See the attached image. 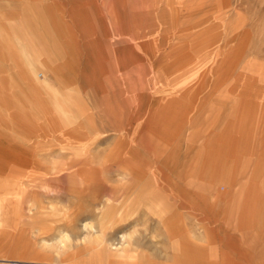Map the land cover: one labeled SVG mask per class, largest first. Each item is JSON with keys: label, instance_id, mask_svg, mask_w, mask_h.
I'll return each mask as SVG.
<instances>
[{"label": "crops", "instance_id": "obj_1", "mask_svg": "<svg viewBox=\"0 0 264 264\" xmlns=\"http://www.w3.org/2000/svg\"><path fill=\"white\" fill-rule=\"evenodd\" d=\"M62 1L54 0L52 5L49 4L42 10L41 0H0V93L7 98L6 102L0 104V111L1 113L5 111L14 132L20 128L19 126L24 120L26 124H30L31 121L29 120L34 112L45 119H47L48 114L57 118L56 124L62 130L66 142L70 138L68 131L75 125L81 128L78 133L80 136L85 131H93L96 134L97 129L102 126L96 134L97 138L94 139V143L93 138L89 137L92 145L95 143L102 147L107 145L104 148H96L92 152L94 162L90 165L92 170L91 181H101L98 173L101 171L107 172L113 167L122 168L125 174L127 172L136 173L134 178H137V180L128 181V188L126 189V186L124 188L126 195L140 200H152L159 204L161 208L158 215L162 218L165 229L169 233H176L185 228L180 219L175 216L173 219H170L172 216L163 219L165 214L172 213L179 206H182L180 203H183L184 207H189L190 212L193 211L199 217H197L199 226L202 227L206 238L212 243H215L216 235L211 228L207 230L203 228V220L200 218L202 208L206 206L208 208L207 214L211 212L213 215H217L216 207L212 204L211 207L208 203L209 194L216 201L222 196L221 189H224L223 187H227L228 184L238 180L239 183L227 187V189L231 188L233 191L228 192L229 194L226 192L225 196L223 195L226 198L229 195V199L233 203L230 205L231 211L229 209L228 217L222 220L227 226H232L235 229V234H232V237L237 238V252L235 256H221V260L230 264H264V86L262 102H260V94L254 95L253 88H255V85L253 84L249 87L240 86L239 84L238 87L234 85L231 87L233 94L231 118L226 119L224 128L222 131H218L219 136L215 139L214 150L209 146V154L205 156L207 160L213 158L214 164H209L207 160H204V165H211V167L205 170L202 169L201 173L197 174L196 166L199 165H193L191 160V163L184 170L181 168L174 173H180V175L184 173L183 182H174V174L172 176L170 173H173L172 169L173 171L176 169V164L169 163L167 166L161 165L157 168L151 163L153 162L151 158L155 154L146 155L141 147V145L143 147L144 145L149 146L155 139L158 140L159 136L163 135L168 127L156 128L155 133L152 134L153 137L150 132H144L142 140L131 143L135 138L132 137L133 134L129 136L128 124L132 122L139 124L142 121V117H140L138 123V118L134 120L131 116L132 112L127 111L128 107L132 108L134 105L133 110H135L133 113H136V109L141 108L139 106L141 99L133 98L134 94L131 92L138 93V91L142 92L143 90L151 92V90L158 87L160 89L155 94L150 95L147 93L145 95L154 99V101H158L160 106V93L185 94V97L191 99L193 104L195 100H198L195 101V104L198 103L202 106L199 114L204 119L207 89L198 82L205 76V71L210 67L209 63L215 61V59L220 60L218 57L222 47H218L217 51H219L215 57H213V54L205 53L211 57V61L207 62L208 65H206V62L204 63L205 54L202 53L203 49L205 51L206 42L201 43L206 39L200 41L203 37L189 35L172 38L173 40L158 37L159 40L157 38L158 29L155 31L146 23H144L145 25L143 23H139L137 26L130 25L126 16L123 15L122 17L120 12L115 16L114 21L112 15H110L109 23L111 26L106 25V27H103L100 24L98 26L92 19L101 20L102 17L92 15L93 12L96 14L97 2L94 0H88L86 3L83 0H72L76 10L73 6L70 14L63 15V9L61 8V15L57 18L52 17V6L61 4L60 7H63L64 1ZM80 4H83L82 10L77 9ZM85 10L89 13H86ZM86 15L88 16L87 21H89L88 32L82 30L86 25L81 19L86 20ZM107 19L108 17L105 18V23L108 22ZM16 20H18L17 27L15 26ZM145 27H147L146 32H144ZM177 28H180V26ZM64 37L66 39H63ZM189 38L192 39L189 40ZM16 41L19 43L18 50L15 47ZM229 42L234 43V40ZM161 44L165 45L162 50L174 48L175 54L171 56L160 55L158 45ZM195 46H199L202 52L193 51ZM55 56H57V59ZM75 57L77 60L83 57L87 61L85 67L78 73L79 81L72 80L69 77V69L74 64L73 60L76 62ZM147 59H152L151 65L143 63ZM39 65L53 73L56 84L55 89L46 84L38 87L37 76L34 72ZM130 75L131 78H129ZM181 76H183L182 82L180 81ZM77 81L78 86L76 85ZM193 93L199 94L197 99L192 97L191 94ZM247 93L251 97L246 98ZM129 95L130 98L128 99ZM185 97L183 106L187 110L186 104L189 102L186 101ZM127 100L132 103L131 106ZM173 101L174 106L170 109L171 114H175V109L183 107L179 106L182 105L179 104V101ZM159 113H161L160 109L159 112L155 111L154 113V116L157 114L155 116L156 122H162L161 118H164ZM175 119L177 118H168L166 123L170 125V123L176 121ZM190 121L191 132H193L191 133L192 137L189 136V140H193V137L201 133V138L205 139V132L209 131L208 124H203V121L200 122L197 115L192 117ZM224 121L222 119L220 123ZM196 125L197 127H195ZM115 131L118 132L112 135L114 141L111 139L110 143H106L109 136L107 134ZM211 132L213 133V129H211ZM168 133L171 137L172 132ZM161 137L164 139V136ZM212 137L214 136L212 135ZM6 140L10 141L12 138ZM66 142L65 146L60 148L61 155L63 157L68 156L71 162L75 163V160L78 161L79 156L83 155L80 154V146L68 147ZM131 145H136L135 152L128 155ZM202 145V143H199L198 149L192 147L189 155L191 157L199 156ZM17 147L18 145L13 141L7 147L10 151L0 154V163L7 164L10 167L8 173L0 176V245L12 246L15 248L14 252L26 255L34 251L37 242L35 238H33L34 240L28 239L25 236L28 234L25 232L17 231L18 226L14 220L25 218L23 215L25 188L22 184L29 185L33 182L35 175L27 170L31 165H34V161L32 160V154L14 152ZM118 149L120 153L123 149L122 158H124L125 164H123V160L116 161V163L111 162L112 151ZM176 150H173L175 156L180 154V149ZM133 155L136 163L131 166L128 165L127 160L129 156L132 157ZM253 156H256V160L255 165L251 168ZM140 161L143 164H140ZM110 163L114 165L110 166ZM188 167L191 168L190 174L194 173L190 176L191 181L186 180L189 176L187 175L189 173L187 171ZM181 170L183 171L181 172ZM146 171L157 173L155 174L157 179L155 178V182L148 187V194L140 196L139 190H142L144 186L138 179ZM159 173L165 174L170 181L161 182L158 179ZM83 174L78 172L76 177L83 179L86 183L89 177ZM196 174L201 175L196 176ZM181 177L183 176L181 175ZM179 184L182 185L183 191L176 190L179 188L177 186ZM160 188L163 189L162 196L154 197L156 189ZM191 189L199 190V203L197 197L194 196L195 194L192 195ZM237 189L242 191H237ZM103 190L100 187L96 188V198L101 197V194L98 193L103 192ZM165 190L167 196L164 195ZM19 192V196L16 197V193ZM16 198L19 200L16 201ZM201 205H203L202 208ZM91 211H89L90 213H84L86 217H83L82 213H78L79 215L72 225L77 226L84 220H90ZM232 212L235 213L234 217H231ZM37 213H40L39 208H37L35 214L37 215ZM207 214L206 216H208ZM13 226L15 232L9 233L8 229H12ZM73 226L72 236L81 238V236L89 235L88 232L84 233L85 231L75 229ZM183 233L174 237L175 240L171 244L175 248H187V242L181 236ZM242 237H245L246 240L241 241L243 240ZM240 244L245 246L244 256L240 255Z\"/></svg>", "mask_w": 264, "mask_h": 264}, {"label": "rangeland", "instance_id": "obj_2", "mask_svg": "<svg viewBox=\"0 0 264 264\" xmlns=\"http://www.w3.org/2000/svg\"><path fill=\"white\" fill-rule=\"evenodd\" d=\"M53 1L41 0L43 5L41 6L42 10L43 8L45 9V6L52 5ZM63 1V7H60L62 6L61 4L52 6V17L57 18L61 15V8L63 9V15H66V13L70 14L73 6L74 10H76L72 0ZM83 1L86 3L88 0ZM94 1L97 2L96 14L93 12L92 15L102 18L101 20H92L96 22V25L100 24L103 27H106V25L111 26L109 23L110 15H112V20L114 21L115 16L120 12L122 17L123 15L126 16L130 25L137 26L139 23H147L155 31L158 29L157 37L171 39L189 35L203 37L200 41L206 39V41H202L201 43L206 42V47L213 50V52L211 50L208 52V54H213V57L218 53L219 50H216L219 45L234 40V43L232 42L231 44L232 47H235L237 50L239 47H242V53L238 58L235 71H233L234 83H228L226 86L218 88L215 95L219 97L223 96L224 93L228 94L229 92L231 94V87L233 85L237 87L243 85L238 77V74H240L243 80H246L248 77L254 80V95L260 94L259 98H261L260 102H262L264 86V0ZM77 9L82 10L83 4H80ZM85 12L89 13L87 10ZM87 17L86 15V20L81 19L84 25H86L82 28L84 32L89 31V28H87L89 26ZM106 17H108L107 23H105ZM18 20L15 21L16 27L18 26ZM157 25L159 26L156 27ZM179 25L180 28H177ZM146 30L147 27L144 28V32ZM154 35L156 34L154 33ZM63 39H66V37ZM18 44L17 42L15 46L17 50L19 48ZM55 57L57 59V56ZM75 60L76 62L73 60L74 64L69 69V77L72 80L79 79L78 73L81 72L85 67V62H87L83 57L80 60H77L75 57ZM247 62L251 66L248 70L244 68ZM143 63L152 64V59L144 60ZM161 68L163 67L161 66ZM34 73L37 76L38 87L45 86L46 84L52 89L56 88L53 73L46 70L45 67L39 65ZM78 81L76 82L77 86L79 85ZM158 89L160 88L157 87L151 90V92L144 90L142 92L138 91V93L131 92L134 94L133 98L141 99L139 102L141 108L136 109V113H133L135 110H133L134 105L132 108L128 107L127 111L129 113L132 112L131 116L134 120L138 118V123L140 117H142L141 123L136 124V122H132L128 124V132L130 133L128 135L131 136L133 134L132 137L135 138L131 143H135L136 140H142L144 132H150L152 136L156 128L168 127L167 131L163 135H160L158 140L155 139L149 146L144 145L143 147L141 145L142 151L146 155L155 154L151 158L153 161L151 162L152 165L158 168L161 165H169V162L172 165L176 164L174 171L171 167L173 173L170 174L172 176L180 168L184 170L187 164L191 163V160L193 165H199L196 166L197 174L201 173L202 169H209L211 165H204V160H207L205 156L209 154V146L214 150L215 139L219 136L218 131H222L226 124V119H230L231 115L222 109L220 113L215 112L214 116L209 117L208 115L206 119H199V112L202 110V106L198 103L195 104V101L193 104L191 99L185 97V94H175L173 97L182 106L184 105L185 97L186 101L190 103L186 104L190 109H187L186 112V107L184 108L183 106L181 109H178L180 110L179 114H171L170 117H166L167 119L171 117L177 118L170 125L166 123L167 119L165 118H161L162 122L165 121L163 123L156 122L155 111H159L160 109L162 112V109L165 110L166 106L161 107L158 101H154L149 96L146 97L145 94H155ZM6 100L7 98L0 93V104L6 102ZM129 105L131 106L132 104L130 103ZM196 115L200 122L203 121V123L209 124V131L205 132L206 136L203 135L207 141L201 138L202 133L196 135L193 140H189V136L192 137L190 120ZM186 117L190 118L187 119ZM223 117L225 121L220 123ZM56 119L53 115L49 114L47 115V119H45L34 112L29 120L31 123L26 124L24 120L20 124V128L14 132V128H12V124L7 119L5 111L3 113L0 111V154L9 152L10 149L8 150L7 147L14 141L18 145L17 149H14V152H24L33 155L32 160L34 161V165H31L29 170H27L35 175L33 182L29 185L22 184L23 188H25L23 209L25 218L16 219L14 222L17 223V231L21 230L25 232L28 234L25 235L28 239L35 238L37 242L34 251L26 255L14 252L15 248L12 246L1 244L0 259L16 260L22 262V264L25 262L28 264H230L227 261H222L221 256L236 255L237 238L232 237V234H235V229L232 226H227L222 221L223 218L228 217L230 205L233 203L229 199V195H227V198L223 197V195L226 192L233 191L231 188L227 189V187L239 183L238 180L228 184L227 187H223L224 189H221L223 192L222 196L216 201L209 194L208 203L210 206L212 204V206L216 207L217 215H213L211 212L207 214L208 208L201 205V208H203L200 218L203 220V228H206V230L211 228L214 231L216 235L215 243L210 242L206 238L202 227L199 226V217L193 211L190 212L189 207H184L183 203H180L182 206H179L172 213L165 214L163 219L169 216H172L170 219H173L175 216L180 219L185 228L176 233H169L165 229V225L161 220L162 218L158 215L161 208L159 204L152 200L135 199L124 193L125 186L126 189L128 188V181L137 180V178H134L136 173L127 172L125 174L122 168L113 167L107 172L101 171L98 173L101 181H91L92 170L90 165L94 162L92 152L96 148H104L107 145L103 147L98 146L96 143L92 145L90 138H93L94 143V139L97 138L96 134H98L102 126L97 129L96 134L93 131H85L80 136L78 133L81 128L75 125L68 131L70 138L66 142L65 138H63L62 130L56 124ZM211 127L215 128L213 133L210 130ZM117 132L108 133L107 136H109L106 143H110L111 139L114 141L112 135H115L114 133ZM168 132H172L171 137ZM211 133L214 137H212ZM161 136H164V139ZM7 138H12V140L7 141ZM65 142L68 147L80 146V154L83 155L79 156L78 161L75 160V163L71 162L68 156L63 157L61 155L62 151L60 148L65 146ZM199 143L203 144L198 154L200 157H191L189 155L190 149L197 147ZM135 146H130L128 155L135 152ZM176 149H180V154L177 156L174 155L173 151H177ZM112 153L111 162L116 163V161L123 160V164H125L124 158H122L123 149L121 153L119 149L112 151ZM132 157L129 156L127 160L128 165L131 166L136 163L135 156L133 155ZM255 158L256 156L252 157L251 168L255 165ZM207 162L214 164L213 158H208ZM140 164H143V162L141 163L140 161ZM109 165L112 166L114 164L110 163ZM9 169L10 167L7 164L0 163V176L8 173ZM190 169L188 167L187 171L189 172ZM78 172H82L84 176L89 177L86 183L83 179L76 177L78 176ZM152 173L151 171H146L138 179L144 186L142 190H139L140 196H146L149 192L148 187L157 179L155 175L157 173ZM191 174L187 176V181H191ZM197 174L196 176L201 175ZM158 175H160L158 179L161 182L170 181L169 177L165 174L159 173ZM181 175L177 173L174 175V178L177 181L183 182L184 173ZM254 175L256 176V174ZM175 179L174 182L176 181ZM177 186L179 187L176 189L177 191H183L182 185L179 184ZM98 187L101 190H105L98 193L99 195L101 194V197L96 198L95 193L97 192L95 190ZM156 190L154 197L162 196L163 189ZM191 191L192 195L195 194L194 196L197 197V202L199 203V190L191 189ZM19 194L20 192L16 193V197ZM164 195L167 196L166 190ZM17 200L19 199L16 198ZM165 202L167 201L165 200ZM37 208H39L40 213L36 215ZM90 210H92L90 220H84L77 226L72 225L80 213L83 214V217H86L84 213ZM234 216L235 213L232 212L231 217ZM71 225L75 229L85 231L84 233L88 232L89 235L85 237L81 236V238L72 236L73 228ZM8 231L9 233L15 232L14 226L12 229H8ZM182 233L183 235L181 236L187 242V248H175L171 243L175 240V236L177 237ZM209 237L212 238L211 236ZM242 238L243 240L241 241L246 240L245 237ZM239 247L241 251L240 255L244 256L245 246L240 244Z\"/></svg>", "mask_w": 264, "mask_h": 264}, {"label": "bare ground", "instance_id": "obj_3", "mask_svg": "<svg viewBox=\"0 0 264 264\" xmlns=\"http://www.w3.org/2000/svg\"><path fill=\"white\" fill-rule=\"evenodd\" d=\"M147 12V11H146ZM147 24V23H146ZM145 25V24H144ZM180 26V25H179ZM144 27V26H143ZM157 27V26H156ZM166 31V29H165ZM164 31V32H165ZM146 32V31H145ZM161 32V31H160ZM193 32V31H192ZM184 34V33H183ZM180 35V34H179ZM161 36V35H160ZM158 38V37H157ZM159 39V38H158ZM171 39V38H170ZM160 40V39H159ZM171 44V43H170ZM232 42H226L225 44H221L219 47H222V49L220 50V55L218 58H220V60H216L215 61H211V57L210 55H207L205 54L206 52H209V50L211 49H208L209 47H206L205 46V51L204 49L201 51L200 47L199 46H195L193 47V51H197V52H202L203 54H205V57H204V63L206 62V65H208L207 62L211 61L210 64V67H208V69L205 71V76L198 82L199 84H201L203 87H206L207 89V93L206 94V97H205V101H206V106H204V119L205 117L208 118V115L209 117L211 116H214L215 112H221L222 109H224L225 111H227L230 115H232V109H233V94L231 92V94L228 92V94L224 93L223 96H216V90L220 87H223V86H226L228 83H232L234 81L233 79V71H235V68H236V65H237V62H238V58L239 56L241 55L242 53V47H239V49H235V47H232L231 46ZM159 46V52L160 55H165V56H171V55H174L175 54V49H169V50H162L164 49L165 45L161 44V45H158ZM167 47V46H166ZM225 48H227V50H225ZM190 51V50H189ZM217 51V50H216ZM211 52H213V50H211ZM192 54V53H191ZM211 54V53H210ZM214 59V58H213ZM151 65V64H150ZM205 65V66H206ZM145 66V65H144ZM203 66V65H202ZM138 67V66H137ZM141 67V66H140ZM190 67V66H189ZM250 63L247 62L245 65H244V68H246L247 70L250 68ZM152 68V67H151ZM145 69V68H144ZM204 69V68H203ZM137 70V68H136ZM162 70V69H161ZM160 70V71H161ZM140 71V70H139ZM202 71V70H201ZM143 72V70H142ZM155 73V72H153ZM162 73V72H161ZM140 74V73H139ZM164 74V73H163ZM162 74V75H163ZM194 74V73H193ZM146 75V74H145ZM160 75V73H159ZM174 76V75H173ZM133 77V75H132ZM147 77V76H146ZM238 77L240 78L241 80V83L243 85H245L246 87H249L251 86L252 84H254V80L250 77L246 78V80H243L241 79V75L238 74ZM109 78V77H108ZM131 78V75L130 77ZM148 78V77H147ZM175 78V77H174ZM127 79V78H126ZM137 79V78H136ZM162 79V77H161ZM102 80V79H101ZM167 80V79H166ZM197 80V79H196ZM231 80V81H230ZM128 81V79H127ZM149 81V80H148ZM180 81L182 82L183 81V76H181L180 78ZM104 82V81H103ZM144 82V80H143ZM237 82V81H236ZM138 83V82H137ZM166 83V82H165ZM173 83V82H172ZM234 83V82H233ZM112 84V83H111ZM147 84V83H146ZM237 84V83H236ZM137 85V84H136ZM108 86V85H107ZM151 86V85H150ZM129 87V85H128ZM133 87V86H132ZM139 87V86H138ZM170 88V87H169ZM241 89V88H240ZM233 90V89H232ZM246 92V91H245ZM151 95V94H150ZM192 97H195V99L198 98L199 94H196V93H193L191 94ZM203 95V94H202ZM160 96V102H161V107H164L166 106L165 110L162 109V112L160 114H163L161 116H163L164 118L166 117H170L171 115V107L174 106L173 103L175 100L172 96L173 94L167 92V93H160L159 94ZM236 96V95H235ZM191 97V98H192ZM246 98L247 97H251L250 94L247 93V95L245 96ZM180 98V97H179ZM188 100V99H187ZM251 100V99H249ZM128 101V100H127ZM176 101V100H175ZM195 101H198V100H195ZM130 103V102H129ZM132 104V103H131ZM167 104V105H166ZM177 106V105H175ZM182 107V105H179ZM188 107V106H187ZM190 107H188L189 109ZM263 108V107H262ZM168 109V111H166ZM166 111V112H165ZM159 112V111H158ZM187 112V110H186ZM179 114V110L178 109H175V115ZM188 114V113H187ZM157 115V114H156ZM155 115V116H156ZM200 118H201V114H199ZM203 116V115H202ZM158 117V116H157ZM199 118V119H200ZM219 118V117H218ZM225 118H221V120ZM196 121V120H195ZM159 122V121H158ZM171 122V121H170ZM197 122V121H196ZM200 123V122H199ZM203 123V122H202ZM201 123V124H202ZM193 124H195L193 122ZM192 124V125H193ZM204 124V123H203ZM209 125V124H208ZM207 125V126H208ZM197 127V125L195 126ZM201 127V126H200ZM199 127V128H200ZM196 129V128H195ZM194 129V130H195ZM202 129V128H201ZM213 129V132L215 131V128H212ZM210 129V130H211ZM193 132V131H192ZM191 132V133H192ZM204 135V134H203ZM194 138V137H193ZM203 138V137H202ZM197 149H198V146H197ZM194 151V150H192ZM195 152V151H194ZM193 152V154H194ZM191 154V155H193ZM182 157V156H181ZM173 160V159H172ZM168 161V160H167ZM186 161V160H185ZM190 161V160H188ZM172 162V161H171ZM170 163V162H169ZM186 166V165H185ZM188 166V164H187ZM181 169V168H180ZM183 169V168H182ZM185 169V168H184ZM183 170H181L182 172ZM153 174V173H152ZM151 174V175H152ZM190 172L187 174L189 175ZM175 175V174H174ZM179 176V175H178ZM193 176V175H192ZM175 179V178H174ZM177 181V180H176ZM29 242V240H28ZM27 247V246H26ZM24 250V249H23ZM27 250V249H26Z\"/></svg>", "mask_w": 264, "mask_h": 264}, {"label": "built area", "instance_id": "obj_4", "mask_svg": "<svg viewBox=\"0 0 264 264\" xmlns=\"http://www.w3.org/2000/svg\"><path fill=\"white\" fill-rule=\"evenodd\" d=\"M0 264H22V262L16 260H0Z\"/></svg>", "mask_w": 264, "mask_h": 264}]
</instances>
